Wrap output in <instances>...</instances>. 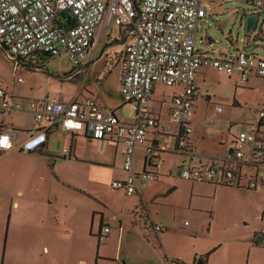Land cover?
Listing matches in <instances>:
<instances>
[{
    "label": "crops",
    "instance_id": "1",
    "mask_svg": "<svg viewBox=\"0 0 264 264\" xmlns=\"http://www.w3.org/2000/svg\"><path fill=\"white\" fill-rule=\"evenodd\" d=\"M214 12L216 10L209 16ZM208 17L199 25L198 42L206 38L199 39V33ZM111 31L116 32L112 34L114 37L122 36L125 43L120 28L109 24L101 26L91 53L81 58L79 65L70 61L71 68L68 74L61 76L59 91L45 96L29 95L17 79L12 81L10 88L4 82L5 87L14 99L57 97L83 101L93 97L105 110L114 111L122 118L120 108L132 104L122 99L117 106H106L100 87L107 73L118 67L117 90L120 93V61L125 44L118 62L105 60L110 63L104 64L98 83L86 84L83 76L94 64L100 40ZM41 62L46 65L44 59ZM27 70L41 71L42 67ZM198 73L199 92L190 135L195 154L192 160L235 158L234 145L239 129L257 123L259 116L245 124L230 119L227 136H222L219 144L213 147L199 144L197 138L201 136L203 141L205 130L194 124L202 98ZM234 74L240 86H246L252 77H264L252 72L243 84L240 74L227 75ZM64 84L69 87L68 92H64ZM156 85L151 95L153 110L160 120H169L172 98L178 88L171 86V93L156 94ZM204 96L210 98L209 92ZM260 105L262 109L264 92ZM217 106L222 105H216L217 112L223 110H218ZM15 114L32 116L28 111L0 114V129L11 127L16 132L12 138L13 147L0 157V190L6 194L1 198L10 203L4 251L6 264H197L199 260H203V264H264V234H261L264 187L247 188L183 178L180 170L186 155L177 151L175 127L170 131L150 130L149 140L164 146L153 155L147 154L143 146L136 149L135 170L156 171L159 176L155 180L139 181L137 192L129 195L123 188L112 186L114 180L128 176L123 167L126 145L122 140L94 138L87 132L54 126L47 130V141L37 148L25 149L24 141L36 124H15ZM262 124L264 129V122ZM210 135L214 136V131L211 130ZM255 169L264 172V165ZM107 225L111 231L101 240L100 235ZM156 225H161V229ZM19 237L21 242L18 243ZM32 239L39 241L38 246H34Z\"/></svg>",
    "mask_w": 264,
    "mask_h": 264
},
{
    "label": "built area",
    "instance_id": "2",
    "mask_svg": "<svg viewBox=\"0 0 264 264\" xmlns=\"http://www.w3.org/2000/svg\"><path fill=\"white\" fill-rule=\"evenodd\" d=\"M236 1L0 0V46L20 61L16 67L24 69H40L42 56H66L73 65H79L81 58L93 50L101 26L120 28L125 37L120 61V93L124 101L132 104L133 115L131 120H124L114 111L105 110L93 97L83 101L57 97L14 99L1 79L0 114L16 111L32 114L36 127L24 141L25 149L37 148L47 141V130L54 126L87 132L94 138L122 140L126 145L123 167L128 176L114 180L112 186L123 188L129 195L137 192L139 181L155 180L159 176L156 171L135 170L136 149L143 146L147 154L153 155L164 146L149 140L150 130L170 131L174 127L178 133L177 151L186 155L180 170L183 178L247 188L264 187V172L255 169L264 165V106L258 112L257 123L239 129L235 158L192 160L195 154L190 135L199 92L196 77L199 69L211 67L230 75L238 73L243 84L252 72L264 76V56L258 52L238 48L219 56L201 52L198 47L200 23L217 5ZM245 1L255 8L252 14L257 20L260 16L264 19V0ZM17 80L22 82L23 78ZM159 83L178 88L172 98L169 120H160L153 110L151 95ZM217 109L223 107L217 106ZM15 133L11 127L0 129V157L13 147ZM156 228L160 230L161 225ZM110 231L111 227L105 226L100 239Z\"/></svg>",
    "mask_w": 264,
    "mask_h": 264
},
{
    "label": "rangeland",
    "instance_id": "3",
    "mask_svg": "<svg viewBox=\"0 0 264 264\" xmlns=\"http://www.w3.org/2000/svg\"><path fill=\"white\" fill-rule=\"evenodd\" d=\"M252 7L245 0L217 5L215 7L216 12L208 17L206 23H203V28L199 33V39L206 36L203 42H198L201 50L224 56L223 51H234L237 47H240L258 52L261 56H264L263 16H260L251 30H247L245 26L246 17L252 13ZM115 33L111 31L110 35L102 36L99 48L95 52L94 64L87 73H83L86 84L99 82L98 75L102 72L104 64L109 65L110 62L119 61L124 49V39L122 36L114 37L112 34ZM100 53L104 57H100ZM42 59L46 61V65L44 63L40 64L41 71L16 67L20 64V61L16 57L10 56L0 46V79L10 88L14 79L22 77L24 81L18 82V84L25 86L29 95L45 96L47 93L57 92L62 88L61 76L68 74L71 62L66 56L54 58L42 56ZM105 60L110 62L106 63ZM96 67H99V69H96ZM118 76L119 68L114 67L107 73V78L100 87L103 103L108 107L117 106L120 102H123L117 90ZM237 79L238 76L235 74L229 77L226 73L211 67L200 68L198 81L201 84L202 98L199 101V110L194 119V124H199L205 132L203 133V141L201 136L197 138L199 144L202 143L208 147L219 144L221 141L218 142V140L222 136H227V124L230 119L238 124H245L246 121L257 117L264 92V77H252L246 86L238 85L236 83ZM236 86L237 90H235ZM68 91L69 87L64 84V92ZM163 91L171 93L173 88L164 84H157L156 94ZM206 91L209 92L210 98L204 96ZM234 95L237 99H234ZM217 104L223 106L222 111H216ZM132 113L133 107L130 104L123 105L119 110L120 116L126 120L131 119ZM13 121L15 124L23 125L35 123L30 114H15ZM211 130L214 131V136L210 135ZM198 132H200V129H198ZM3 195L6 196L0 190V264H6L4 251L10 213V203L8 200L1 198ZM19 226L21 227V225ZM17 241L18 243L21 242L20 237ZM32 242L34 246L39 244L37 239H32Z\"/></svg>",
    "mask_w": 264,
    "mask_h": 264
},
{
    "label": "water",
    "instance_id": "4",
    "mask_svg": "<svg viewBox=\"0 0 264 264\" xmlns=\"http://www.w3.org/2000/svg\"><path fill=\"white\" fill-rule=\"evenodd\" d=\"M256 20H257V16L252 13L246 17L245 26L247 30H251V28L255 25ZM197 264H203V260H199Z\"/></svg>",
    "mask_w": 264,
    "mask_h": 264
},
{
    "label": "trees",
    "instance_id": "5",
    "mask_svg": "<svg viewBox=\"0 0 264 264\" xmlns=\"http://www.w3.org/2000/svg\"><path fill=\"white\" fill-rule=\"evenodd\" d=\"M253 11H255V8L254 7H252V12ZM260 126H262V124H259ZM211 182V181H210ZM211 183H213V182H211ZM216 184H218V183H216ZM222 185V184H221ZM230 185V184H229ZM237 185V184H236ZM231 186H235V184H232ZM237 186H239V184L237 185ZM240 187V186H239Z\"/></svg>",
    "mask_w": 264,
    "mask_h": 264
}]
</instances>
